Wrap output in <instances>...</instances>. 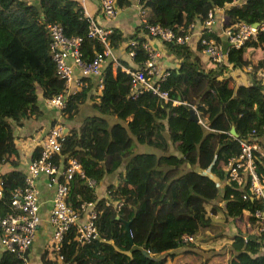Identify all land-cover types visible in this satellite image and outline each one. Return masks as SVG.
Segmentation results:
<instances>
[{"label":"trees","instance_id":"16d2710c","mask_svg":"<svg viewBox=\"0 0 264 264\" xmlns=\"http://www.w3.org/2000/svg\"><path fill=\"white\" fill-rule=\"evenodd\" d=\"M136 1L143 10L141 21L126 36L133 44L127 41L125 45L126 50L132 49L136 67L147 58L143 42L149 36L155 37L148 33L150 24H159L182 36L192 30L188 29L190 23L203 21L214 7H222L227 18L222 28L235 21L249 24L264 20V0ZM130 2L114 0V6L122 8ZM226 3L230 4L225 6ZM52 22L61 26L65 36L80 37L77 49L81 63H87L96 50L103 48L99 39L87 35V16L77 0H0V164L11 166L0 173V217L9 211L11 192L23 186L27 171L18 165L14 128L41 114L38 100L61 114V119H51L49 126L60 122L65 127L64 117L78 113L88 89L69 93L62 110L46 102L64 88V79L55 74L49 51L46 25ZM207 28L200 30L198 49L202 48V38L219 43L223 40L221 44L227 46L223 35L220 39ZM105 37L110 48L125 39L115 27ZM163 42L181 56L178 68L169 69L161 82V88L167 90V100L149 90H132L130 74L118 63L112 66L109 59L101 69L100 91L93 97L96 112L83 114L78 126L65 128L61 153L77 155L84 174H75L68 181L66 201L75 209L81 201H95L97 236L79 243L75 227H68L60 245L62 261L159 264L154 254L182 244L181 234H194L211 225L207 212L220 209L215 202L223 200L224 215L231 218L235 228L229 240L232 254L228 264H264L258 237L254 233L245 235L241 228L244 211L260 208L262 199L233 180H225L221 191L217 184L225 179L224 163L240 152L239 141L245 139L256 144L251 155L254 170L264 185V76L232 86L228 76L219 75L225 61L233 67L249 63L243 57L245 47L259 46L264 50V28L241 45L228 47L224 62H214L203 52L217 70L203 68L198 55L192 57L185 42ZM251 67L253 71L264 67V57ZM177 96L180 102L173 104ZM190 106L195 109L196 119L189 117ZM230 126L236 136L229 133ZM38 149L31 157L37 155ZM184 165L188 168L182 169ZM119 166L124 168L117 182L106 186V196L97 198L93 184ZM87 179L93 184L89 185ZM117 202L121 204L117 206ZM247 219L254 225L251 214ZM0 264H25V260L2 251Z\"/></svg>","mask_w":264,"mask_h":264},{"label":"built area","instance_id":"2783aa9c","mask_svg":"<svg viewBox=\"0 0 264 264\" xmlns=\"http://www.w3.org/2000/svg\"><path fill=\"white\" fill-rule=\"evenodd\" d=\"M77 1L82 6V0ZM97 5L98 12L103 17H114L116 13L114 0H97ZM212 9L207 11L206 17L202 21V28L203 26H208L207 29H210ZM86 16L88 21L87 35L99 39L103 48L96 50L93 57L85 64L81 63L79 59L80 53L77 49L80 37L65 36L58 23L52 22L46 25L54 72L58 77L64 79L63 90L47 98L46 102L58 110H62L66 105L67 96L70 93V83L73 82L72 92L88 88L84 77H101L103 62L107 57L111 56V50L105 37L110 28L99 25L94 17ZM193 27L194 22L188 25V29ZM263 28L264 20L254 24L239 21L232 22L229 26L221 29V35L227 40V46H223L212 38H202V51L209 55L212 61L217 63L224 62L228 47H237L249 37L254 38L256 32L263 30ZM147 30L151 36L159 37L163 40L185 42L189 37V33L182 36L174 35L171 29L162 27L159 24H150L147 26ZM128 44L132 45L133 41H128ZM142 45L147 51V58L135 69L127 68L125 70L130 74V88L135 91L149 90L159 98L167 100V90L161 88V82L167 72L160 70L157 66L155 61L156 51L151 48L148 40H145ZM127 52L129 55H133L131 48L127 49ZM69 60L78 67L79 74L77 76L73 75ZM260 73L264 74V69ZM64 135L65 127L63 124L55 122L37 140L36 143L39 145L38 153L28 161L24 184L12 190L10 209L0 217V246L4 251L12 252L17 257L23 258L37 231L39 203L35 182L41 174L46 176L47 186L53 187L51 206L46 217L52 227L48 240V258L63 263L60 245L63 234L70 226L75 227V238L79 243L89 242L97 236L94 223L96 216L95 201H81L77 209L66 201L68 181L75 174L78 176H83L84 174L77 155L61 154ZM239 143L240 152L236 156L228 158L222 167L224 178L225 180H233L240 186L246 185L249 194L259 196L262 199L261 207L248 212V214L254 217L255 234L258 237L257 240L261 243V250L264 254V185L260 175L254 170V162L251 155V149L255 148L256 144L247 142L245 139H241ZM86 181L89 185L93 184L90 179ZM1 195L0 179V197ZM120 204V202L116 203L117 206ZM81 214H84V217L80 221L79 216ZM180 237L182 242L193 240L192 234H181ZM146 251L149 252L148 249Z\"/></svg>","mask_w":264,"mask_h":264},{"label":"crops","instance_id":"0c3cea01","mask_svg":"<svg viewBox=\"0 0 264 264\" xmlns=\"http://www.w3.org/2000/svg\"><path fill=\"white\" fill-rule=\"evenodd\" d=\"M242 1L244 0H234L233 3H240ZM228 4L230 3H226L225 6ZM82 7L84 13L94 17L99 25L105 28L115 27L125 37L117 47L110 48L111 56L107 57L103 62V68L106 62L110 59L112 60V66H115L118 63L123 70H126L127 68L135 69L137 64L132 61L131 56L125 49V45L128 39H130L126 38V36L130 34L133 31L134 26L141 21L143 10L139 7L137 1L131 0L128 6L117 8L113 18H105L99 14L97 0H82ZM222 10V7H214L212 9L210 30L218 36L221 34L223 22L227 19ZM201 28L202 21L196 19L194 27L189 32V37L185 43L189 47L192 57L195 53L198 55L199 64H201L203 68L217 70L214 63L211 60L206 59L202 48L198 49L197 47V39ZM138 35L145 36L144 33L141 34L140 32H138ZM220 39L223 38L220 36ZM147 40L150 43L151 48L156 51L155 61L160 70L167 72L169 69L178 68L181 56L167 46L165 42H163V39L149 36V39ZM220 42L224 44L223 40ZM243 57L249 60L247 65L233 67L229 65L228 62H225L226 66L222 68V71L219 74H225V76H228L230 78L229 84L232 86L237 84H248L253 78L262 77L257 75L251 66L264 57V50L259 46H247L244 48ZM69 62L71 63L73 75L77 76L79 74L78 67L75 66L71 60H69ZM262 78V82H264V77ZM86 83L88 84V89L86 90L84 100L80 104L78 113L73 117L62 116L64 117L63 123L67 130L71 127L78 126L83 114L96 112L93 107V102H96V100L94 101L93 97L98 95L100 91L101 77L89 76L86 78ZM69 89L71 93L73 90V82L70 83ZM179 102L180 100H177V98L172 100L173 104ZM41 103L42 101L38 100V104L41 107L40 115L25 119L22 124L16 126L13 130V142L19 155L18 165L23 171L27 169V164L31 158L33 150L37 152L39 145L36 144V142L47 131L51 124V119L54 121L61 119V114H58L55 110L50 109L45 106L44 103ZM61 154L65 155L64 153ZM10 168L11 166L9 164L1 163L0 173L5 172ZM123 168L124 166H119L114 172L103 174L98 182L93 184L94 193L97 198L106 196V186L117 182L118 173H120ZM46 182L47 178L43 174L39 175L35 182L38 191L39 207L37 215L39 217V223L35 237L23 256L25 264H62L58 260H51L48 258V240L52 227L48 223L46 217L51 206L53 187L47 186ZM224 183L225 179L217 181L218 189L220 188V191L222 190ZM215 203L220 206V209H216L214 212H207L211 225L192 234V241L182 242V244L173 248L155 253L154 257L159 259V264H228L229 258L232 254L229 240L232 234L235 233V228L231 218L224 215V201L220 200ZM244 212L245 213H243L241 217V228L245 231V235L248 233L255 234V227L248 222V213L246 211ZM219 216H223V218L226 217V222L221 221L223 218L220 219ZM83 217L84 214H81L79 220H83ZM2 251L4 250L0 246V255Z\"/></svg>","mask_w":264,"mask_h":264},{"label":"water","instance_id":"95a60500","mask_svg":"<svg viewBox=\"0 0 264 264\" xmlns=\"http://www.w3.org/2000/svg\"><path fill=\"white\" fill-rule=\"evenodd\" d=\"M177 100H179V96H177ZM189 117H190L191 119H196V118H197L196 115H195L194 109H193L192 107H189ZM229 133H230L231 135H233V136H236V132H235L233 126H230V128H229ZM124 226H125V230H126V232H127V234H128V237H129V242H132V241H131V237H130L129 227H128V221H125V222H124ZM127 253H128V252H127Z\"/></svg>","mask_w":264,"mask_h":264},{"label":"clouds","instance_id":"9594fccd","mask_svg":"<svg viewBox=\"0 0 264 264\" xmlns=\"http://www.w3.org/2000/svg\"><path fill=\"white\" fill-rule=\"evenodd\" d=\"M255 23H257V22H255ZM251 24H254V23H251ZM128 53V52H127ZM131 56V55H130ZM226 62V61H225ZM262 69H264V67H258L256 70H255V73L257 74V75H259V76H264V74H261L260 73V71L262 70ZM190 107H192L193 109H194V107L193 106H190ZM194 112H195V109H194ZM195 115H196V113H195ZM197 117V116H196Z\"/></svg>","mask_w":264,"mask_h":264},{"label":"rangeland","instance_id":"374dc122","mask_svg":"<svg viewBox=\"0 0 264 264\" xmlns=\"http://www.w3.org/2000/svg\"><path fill=\"white\" fill-rule=\"evenodd\" d=\"M186 168H188V166H187V165H184V166L182 167V169H186ZM219 191H220V188H219ZM219 218H220V219H222V218H223V216H219ZM226 219H227V218H226V217H224V218H223V220H221V221H224V222H226Z\"/></svg>","mask_w":264,"mask_h":264}]
</instances>
